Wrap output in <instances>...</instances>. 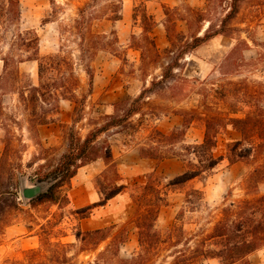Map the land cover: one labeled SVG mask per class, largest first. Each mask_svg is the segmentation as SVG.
Listing matches in <instances>:
<instances>
[{"label":"rangeland","instance_id":"obj_1","mask_svg":"<svg viewBox=\"0 0 264 264\" xmlns=\"http://www.w3.org/2000/svg\"><path fill=\"white\" fill-rule=\"evenodd\" d=\"M87 1L55 0L51 4L50 0H21L19 23L20 30H32L38 34L41 56L61 54L71 59L79 78L78 97L88 92L89 76L85 68L86 65L91 66L93 91L86 101L85 118L77 125L83 136L93 123L102 121L107 114L116 113V103L136 97L144 86H150L153 77L161 75L160 66L168 60L164 50L170 47L165 29L167 20L173 29L174 41L180 44L176 38L178 33L179 38L185 39L197 32L200 26L206 28L210 22L219 24L228 5L225 0H99L88 8L87 19L83 22L79 8ZM111 2L120 4L121 19H109L112 10H116ZM260 2L246 0L242 3L240 14L233 21L241 32L215 37L186 54L181 60L182 67L175 70L186 80L171 82L164 90L149 93L144 114L133 119L134 128L126 132L114 129L103 136L112 144L115 163L127 188L105 206L95 208L87 217L77 214L76 210L99 200L95 180L106 168L102 160L78 170L64 189L68 200L61 206L46 202L33 207L23 197L22 184L36 183L38 177L50 170L66 150L75 103L62 97L52 106L40 101L36 104L37 113L51 111L55 104L58 109L47 114L51 119L49 123L31 125L29 119L35 104L28 100L32 86H38L40 82L38 61L11 65L19 77L13 79L8 73L0 81V157L8 149L7 164L16 168V176L13 181L4 176V181L7 184L20 181L21 209L14 213L11 225L0 236V264H58L53 261L56 250L43 245L47 234L42 232L41 225L51 233L53 244H71L68 252L75 264L93 262L111 240L81 252L77 231L126 225L128 240L120 246L119 254L121 258L132 257L139 251L138 231L134 223L137 213L134 193L147 182L150 174L155 175L166 191L167 203L162 206L156 221V228L165 241L149 264H172L175 256H181V253L192 255L194 248L212 231L224 206L248 196L246 178L264 161L230 165L228 160H223L208 178L167 187L170 180L184 171V163L178 158L163 161L142 158L139 146L147 141L152 131L168 132L181 125L182 117L174 110L198 108L200 114L209 112L202 106L204 102L212 105L213 111H228L231 104L239 102L247 85L252 91L262 92L257 96L260 95L259 106L264 107V9ZM162 3L170 7V17L166 16ZM195 8L203 10V23L196 20L197 14L192 11ZM145 14L152 15L156 21L150 36L161 53L160 57H154V53L147 49L149 45L143 30ZM181 18L191 22L190 29ZM80 31L86 33L85 56L80 48L83 41ZM11 33L0 42V59L9 51ZM177 54L178 46L175 48ZM2 75H5L4 67L0 71ZM236 89H241L239 95L234 94ZM20 90L25 92L27 99L21 98ZM222 93L227 97H222ZM253 102L257 101H251L249 105L238 103L243 110L235 116H243L254 108ZM238 136L231 126L224 129L218 136L216 154L224 155L229 143L238 140ZM203 137L204 122L197 119L187 132L186 143L200 142ZM257 189L264 194V180ZM193 190H201L203 198L197 201L194 196H189ZM194 201L197 203H191ZM210 248L216 247L210 244ZM33 251H42V256L41 252ZM203 264L220 263L218 259H208Z\"/></svg>","mask_w":264,"mask_h":264},{"label":"trees","instance_id":"obj_2","mask_svg":"<svg viewBox=\"0 0 264 264\" xmlns=\"http://www.w3.org/2000/svg\"><path fill=\"white\" fill-rule=\"evenodd\" d=\"M98 1L88 0L79 8L83 22L87 19L86 12L88 8ZM225 1H228L227 9L219 24L213 25L210 22L206 28L200 26L197 32L192 33L189 38L185 39L179 38L178 33L176 38L179 39L180 44L174 41V35L171 33L173 29L167 20L165 29L170 47L164 50L168 60L160 66L161 75L153 77L150 86H144L136 97L116 103L117 112L107 114L102 121L93 123L92 127L83 136L77 125L85 118L86 101L93 91L94 74L91 66L86 65L85 68L89 76L88 92L83 94L82 97H78L79 78L75 73L71 59L61 54L41 56L38 34L32 30L22 31L19 29L22 15L21 0H0V42L7 38L8 33L12 32V41L8 42L9 51L2 58L5 75L0 76V81L8 73L11 78H17L19 74L13 70L14 68H10L15 62L18 65L29 60L38 61L40 82L38 86H32L28 100L35 104L29 119L30 124L44 125L49 123L51 119L47 114L58 109L57 104H55L50 109L51 111L46 110L37 113L36 104L40 101L49 103L52 106L53 102H57L59 97H62L75 103L72 123L67 134L66 150L50 170L43 172L38 177L37 181H46L51 185L46 192L29 201L31 206L34 207L46 202L61 206L68 200V194L64 192V189L76 176L78 170L97 160L104 161L106 165V168L95 180L99 200L77 209V214L87 217L95 208L105 206L111 199L127 188L115 163L112 144L108 139H103V136L114 129H123L126 132L134 128L133 119L136 115L144 114L145 106L148 103L147 98L150 97L149 93L151 94L155 90H164L169 87L171 82L178 83L180 80H186L175 72V70L182 67L181 60L186 54L195 51L217 36H230L233 33L241 32L240 28L233 25V21L240 14L241 5L246 0ZM50 2L54 4L55 0H50ZM261 4L262 9H264L263 0L259 5ZM111 6L116 10H112L109 19H121L120 4L111 2ZM162 7L166 16L170 17V7L165 3H162ZM192 11L197 14L196 20L199 23L205 21L202 16L203 10L195 8ZM144 17V36L146 43L149 45L147 49L154 53V57H160L161 53L150 36L156 26V21L152 15L145 14ZM181 20L186 21L189 29L191 28L189 20L186 18H181ZM80 22L82 21L78 23L81 24ZM80 33L83 40L80 48L83 56H85L84 54L87 51L84 48L86 33L82 31ZM176 45L178 46L177 55H175ZM240 90L236 89L234 94L239 95ZM244 90L245 92L242 93L241 97L238 96L240 97L239 102L231 104L228 111L215 109L213 111L212 105L204 102L202 106L209 110V112H204L205 114L201 112L204 116L199 113L198 108L174 110L175 114L182 117L181 125L168 132L154 130L149 134L147 141L139 146L142 158L157 161L178 158L184 163V171L170 180L167 187L182 185L197 178H208L223 160H228L230 165L238 162H258L260 159L264 161V107L259 106V96L262 95V92L252 91L248 85ZM257 94L260 95L257 96ZM19 95L23 100L27 99L24 91L20 90ZM221 95L224 98L227 97L225 93ZM254 100L257 101L253 102L254 108H251L243 116H235L243 110L238 103L249 105ZM197 119H203L204 137L200 142L186 143L187 132ZM228 126H231L240 134V139L229 143L224 155H217L218 136ZM7 157L8 149L7 151L5 149L0 157V236L4 233L5 228L11 225L14 213L21 209L20 181L15 180L14 184H7L4 181V176L12 181L16 176V168L8 166ZM263 180L264 162L258 164L246 178L249 190L248 196L237 202L231 201L224 206L222 215L214 223L212 231L199 242L192 255L186 256L181 253L182 251H179L178 253H181V256H175L172 264H203L208 259H218L220 264H252L249 255L264 246V194L257 189V186ZM138 189L139 191L134 193L137 203L134 223L138 231L139 251L130 258L120 257V246L127 242L129 235L126 225L119 227L114 224L93 230H79L76 233V239L80 242L81 252L97 248L103 242L111 239L107 247L99 253L96 260L82 262L81 264H149L153 255L158 253L161 244L165 240L156 228V221L162 206L167 203V193L161 188L154 174H150L147 182ZM188 195L194 196L197 201L203 198L201 190H193ZM197 201L191 203H197ZM187 202H190V200H187ZM41 230L47 234L43 245H48L49 248L56 250L53 261L58 264H75L68 252V247L71 244L62 242L53 244L50 240L51 233L46 231L44 225H41ZM210 244L216 248H210ZM33 252H41L40 256H42V251Z\"/></svg>","mask_w":264,"mask_h":264},{"label":"water","instance_id":"obj_3","mask_svg":"<svg viewBox=\"0 0 264 264\" xmlns=\"http://www.w3.org/2000/svg\"><path fill=\"white\" fill-rule=\"evenodd\" d=\"M50 183L46 181H37L36 183L33 184H22V194L23 197L30 201L36 197H38L40 194L46 192L49 187Z\"/></svg>","mask_w":264,"mask_h":264},{"label":"crops","instance_id":"obj_4","mask_svg":"<svg viewBox=\"0 0 264 264\" xmlns=\"http://www.w3.org/2000/svg\"><path fill=\"white\" fill-rule=\"evenodd\" d=\"M221 36V35H220ZM218 37V36H217ZM36 60H30V61H25L22 62V64H26L27 62H34ZM2 63V64H1ZM4 65H3V60L0 59V71H2ZM6 96V95H4ZM237 135H239L237 139H240V134L237 132ZM36 236H32V238H34ZM249 260L252 264H264V246L256 251H254L253 253H251L249 255Z\"/></svg>","mask_w":264,"mask_h":264}]
</instances>
